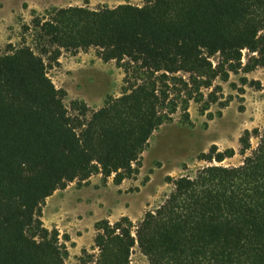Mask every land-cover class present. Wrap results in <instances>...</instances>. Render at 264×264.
Returning <instances> with one entry per match:
<instances>
[{
    "label": "trees",
    "instance_id": "obj_1",
    "mask_svg": "<svg viewBox=\"0 0 264 264\" xmlns=\"http://www.w3.org/2000/svg\"><path fill=\"white\" fill-rule=\"evenodd\" d=\"M25 30L33 45L24 36L0 55V264H66L58 230L40 219L46 199L93 174L135 176L152 133L179 109L184 120L191 101L205 112L217 78L264 66V0L67 6ZM91 48L123 69L125 86L97 110L72 102V115L48 67ZM238 141L241 164L223 165L234 149L212 145L136 224L97 221L94 263L131 264L136 247L149 264H264V127Z\"/></svg>",
    "mask_w": 264,
    "mask_h": 264
},
{
    "label": "rangeland",
    "instance_id": "obj_2",
    "mask_svg": "<svg viewBox=\"0 0 264 264\" xmlns=\"http://www.w3.org/2000/svg\"><path fill=\"white\" fill-rule=\"evenodd\" d=\"M143 1L0 0V55L18 46L24 36L27 43L33 45L31 37L25 34V27L34 17L46 15L53 9L67 6L111 8L124 3L142 5ZM249 56L243 51L242 63H246ZM48 75L56 88L65 91L64 103L72 115L76 113L72 102H82L90 110H97L107 97L119 96L125 86L123 69L115 61L104 62L94 48L75 54L62 52L58 62L48 67ZM213 85L220 87L215 91L216 102L202 113L200 105L191 101L188 120H184V113L179 109L171 121L156 129L141 154L138 173L126 178L120 188H116L113 181L106 186L103 178L100 179L103 189H94L91 182H72L46 199L40 219L49 230H58L59 242L66 247V264H95L96 222L93 227L87 222L96 208L116 217L126 207L124 211L136 224L146 210L154 208L169 193V178H177L205 164L199 156L212 145L218 151L234 149L235 155L223 161V165L241 164L239 137L244 130L261 131L264 127V66L248 73H231L227 81L217 78ZM203 90L206 99L211 90ZM250 142L253 149L258 139L251 137ZM249 153L250 150L246 152ZM95 177L93 174L92 181ZM130 259L131 264H149L136 247Z\"/></svg>",
    "mask_w": 264,
    "mask_h": 264
},
{
    "label": "crops",
    "instance_id": "obj_3",
    "mask_svg": "<svg viewBox=\"0 0 264 264\" xmlns=\"http://www.w3.org/2000/svg\"><path fill=\"white\" fill-rule=\"evenodd\" d=\"M92 177H93V175L91 177H89L84 183L91 182L90 184L92 185V187L94 189H96V188L103 189L104 185H102V183L100 182L101 181L100 179L102 178V175L99 174V173L96 174V177L93 178V179H95V181H92ZM105 181H106V186H109V184H111L112 181H113V177L112 178L108 177ZM123 181L120 184H115L114 182H113V184L116 186V188H120L122 186V184H123ZM125 208L126 207H124L123 209L125 210ZM124 210L122 211V213H120L118 216L115 217V215L113 213H110L109 211H104L102 209L99 210V209L96 208L94 210V215L93 216L91 215L92 218H90L88 220L87 224H89V226L93 227V224L95 222L101 220V219H108L111 222L112 220L117 221L120 217H123V216H126L129 219H131L129 214H126V212ZM129 212H131L130 209H129Z\"/></svg>",
    "mask_w": 264,
    "mask_h": 264
}]
</instances>
